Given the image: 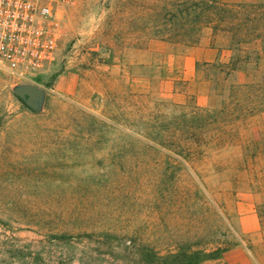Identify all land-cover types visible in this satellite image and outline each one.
Instances as JSON below:
<instances>
[{
  "label": "rangeland",
  "instance_id": "obj_1",
  "mask_svg": "<svg viewBox=\"0 0 264 264\" xmlns=\"http://www.w3.org/2000/svg\"><path fill=\"white\" fill-rule=\"evenodd\" d=\"M57 19L49 74L0 68V264H264V0H63ZM233 103L184 150L148 145Z\"/></svg>",
  "mask_w": 264,
  "mask_h": 264
},
{
  "label": "built area",
  "instance_id": "obj_2",
  "mask_svg": "<svg viewBox=\"0 0 264 264\" xmlns=\"http://www.w3.org/2000/svg\"><path fill=\"white\" fill-rule=\"evenodd\" d=\"M63 0H0V68L25 84L49 74L58 62Z\"/></svg>",
  "mask_w": 264,
  "mask_h": 264
},
{
  "label": "trees",
  "instance_id": "obj_3",
  "mask_svg": "<svg viewBox=\"0 0 264 264\" xmlns=\"http://www.w3.org/2000/svg\"><path fill=\"white\" fill-rule=\"evenodd\" d=\"M216 4L221 5V2L215 1ZM194 18H196L193 23H198V19L202 17L197 9L194 10ZM251 90H255L256 86H247ZM250 102V101H249ZM234 104V103H233ZM237 104H234L233 108L226 107L221 111H210L207 109H194L190 112H182L179 116L174 117L172 120L161 123L160 125L150 126L152 130L159 129L161 131V136L146 138L148 140V145H155L164 149H183L185 145L182 143L181 136L191 135L196 129L206 126L211 122H216L219 120L227 119L238 110ZM250 107V106H248ZM156 126V127H155ZM187 139V138H186ZM151 143V144H150Z\"/></svg>",
  "mask_w": 264,
  "mask_h": 264
},
{
  "label": "water",
  "instance_id": "obj_4",
  "mask_svg": "<svg viewBox=\"0 0 264 264\" xmlns=\"http://www.w3.org/2000/svg\"><path fill=\"white\" fill-rule=\"evenodd\" d=\"M18 95L20 98L28 97L30 103L34 101L38 95L36 87L32 85H24L18 89Z\"/></svg>",
  "mask_w": 264,
  "mask_h": 264
}]
</instances>
